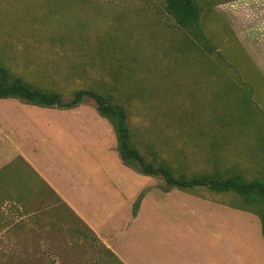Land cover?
I'll return each mask as SVG.
<instances>
[{
    "label": "rangeland",
    "instance_id": "374dc122",
    "mask_svg": "<svg viewBox=\"0 0 264 264\" xmlns=\"http://www.w3.org/2000/svg\"><path fill=\"white\" fill-rule=\"evenodd\" d=\"M198 3L203 34L224 60L202 52L214 61L220 79L206 74L212 66L190 62L193 54L177 50L182 32L163 12L161 0H0V63L34 86L61 92L64 100L84 87L108 95L126 109L133 142L145 159L156 155L174 175L217 170L261 179L264 0ZM75 109L81 124L99 115L89 97L67 109L0 98V116L23 111L29 117L41 110L57 128L49 137L38 125L30 129L26 154L37 172L43 166L55 192L20 153L1 142L3 136L12 138L10 128L0 130V263L14 264L8 259L13 255L26 264H117L58 194H127L131 189L133 194H221L229 204L245 206L231 192L181 190L165 185L161 175L133 167L123 171L118 151L113 161L103 153L90 154L89 161L84 152L96 148L81 141L84 130L69 113ZM112 134L116 146L113 129ZM108 160L109 173L102 168ZM167 189L174 190L163 192Z\"/></svg>",
    "mask_w": 264,
    "mask_h": 264
},
{
    "label": "crops",
    "instance_id": "0c3cea01",
    "mask_svg": "<svg viewBox=\"0 0 264 264\" xmlns=\"http://www.w3.org/2000/svg\"><path fill=\"white\" fill-rule=\"evenodd\" d=\"M21 112L0 116V130L10 128L12 134L10 139L3 136L1 142L11 145L32 167L33 158L26 156L29 130L38 125L44 132L47 129L49 137L57 128L50 118L45 119V115L50 117L45 111H30L29 117ZM69 113L84 130L81 141L96 148L84 152L89 161L92 153H103L113 161L117 154L114 135L104 118L95 115L89 123L81 124L80 112ZM66 127L73 126L68 122ZM58 138L63 144L61 130ZM119 161L120 169H128L121 157ZM108 163L102 168L109 173L113 166L110 160ZM40 168L43 166L39 165L38 173L47 179ZM58 195L123 264H264L258 216L229 204L221 194H133L131 189L127 194Z\"/></svg>",
    "mask_w": 264,
    "mask_h": 264
},
{
    "label": "trees",
    "instance_id": "16d2710c",
    "mask_svg": "<svg viewBox=\"0 0 264 264\" xmlns=\"http://www.w3.org/2000/svg\"><path fill=\"white\" fill-rule=\"evenodd\" d=\"M161 4L163 12L171 17L174 24L181 29L182 36L177 44V50L187 51L193 54L194 57L192 56L193 59L191 58L190 62L192 61L198 64L197 61L199 59V64H205L202 67L212 66L213 68L211 70L208 69L206 74L210 78L214 74L220 79L219 74L221 73L219 69L216 68L214 61L205 55L204 52L215 54L213 59L216 61L222 62L224 58L219 52H214L215 47L213 43L203 34L200 24L202 9L198 0H161ZM233 75L237 77L235 71ZM254 77L252 76L249 79L253 80L255 79ZM226 83L228 84L229 80H226ZM85 97L94 100L99 115L106 118L111 124L116 138L117 151L127 166L133 167L136 171L144 175H161L165 185L168 187L181 190H190L193 187H204L215 192H231L235 196L239 195L243 201L242 203L245 204V206H240L243 209L255 213L259 217L261 233L264 238V171L261 179L251 177L250 179H244L241 175L237 174L226 173L222 175L217 170H214V172L195 174L190 177L182 174L174 175L172 168L168 164L156 160V155L153 161H147L145 159L140 149L133 142L127 122L126 109L120 103L113 102L108 95L94 88L84 87L73 90L72 97L69 100H64L61 92L57 90H45L34 86L25 81L21 76L11 73L4 64L0 63V98H17L30 105L67 109L78 106ZM24 161L28 163L26 160ZM263 169L264 167H262ZM32 170L51 191L55 192L34 168ZM56 196L82 222L75 212L62 201L60 196ZM82 223L92 235L96 236L88 225L84 222ZM106 249L111 255L112 260L117 264H123L110 249ZM8 259L14 262V264H26V259L18 263L13 255L8 257ZM53 264L55 263L53 262Z\"/></svg>",
    "mask_w": 264,
    "mask_h": 264
}]
</instances>
